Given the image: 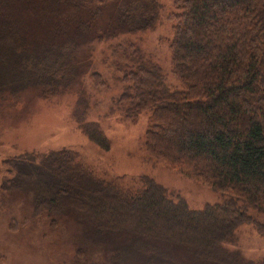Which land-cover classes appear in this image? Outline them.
<instances>
[{
	"label": "trees",
	"instance_id": "obj_1",
	"mask_svg": "<svg viewBox=\"0 0 264 264\" xmlns=\"http://www.w3.org/2000/svg\"><path fill=\"white\" fill-rule=\"evenodd\" d=\"M62 1L80 12L96 0ZM25 3L37 8L49 0ZM175 7L171 66L184 89L168 86L161 68L129 43L113 50L123 61L113 63L123 86L114 103L131 122L151 112L143 144L149 158L224 200L193 210L152 178L127 186L67 149L1 162L0 192L24 185L35 213L77 216L99 234L128 235L130 252L147 251L149 263L176 264L178 252L200 264H261L228 247L246 224L264 238V0H175ZM161 8L157 0H120L117 30L151 31ZM89 111L88 101L79 100L73 122L109 150L102 127L87 120Z\"/></svg>",
	"mask_w": 264,
	"mask_h": 264
},
{
	"label": "rangeland",
	"instance_id": "obj_2",
	"mask_svg": "<svg viewBox=\"0 0 264 264\" xmlns=\"http://www.w3.org/2000/svg\"><path fill=\"white\" fill-rule=\"evenodd\" d=\"M1 1L0 163L27 152L67 149L99 175L124 179L127 186L143 176L152 178L193 210L224 200L149 158L143 144L151 112L131 122L114 103L123 86L113 63L123 61L113 50L129 43L161 68L168 86L184 89L172 74L169 47L175 0H157L162 8L155 28L132 35L117 30L120 0H96L80 12L62 0L37 8L25 0ZM75 28L76 35L70 36ZM84 99L90 109L87 120L102 127L109 150L87 139L72 120L76 103ZM0 169L1 187L6 169ZM236 237V246L228 248L264 264V238L251 225L241 226ZM130 238L99 234L77 216L35 213L24 185L0 192V264H163L149 263L147 251L130 252ZM173 255L176 264H200L188 255Z\"/></svg>",
	"mask_w": 264,
	"mask_h": 264
}]
</instances>
